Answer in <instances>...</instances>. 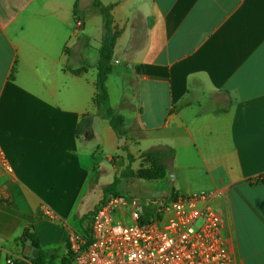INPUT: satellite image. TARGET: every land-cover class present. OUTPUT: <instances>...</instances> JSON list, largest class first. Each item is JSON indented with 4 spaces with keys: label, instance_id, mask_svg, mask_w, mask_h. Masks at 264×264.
<instances>
[{
    "label": "crops",
    "instance_id": "crops-1",
    "mask_svg": "<svg viewBox=\"0 0 264 264\" xmlns=\"http://www.w3.org/2000/svg\"><path fill=\"white\" fill-rule=\"evenodd\" d=\"M95 1L120 32L107 88L123 136L94 103ZM0 147L4 260L30 232L73 264L69 234L114 181L105 161L137 171L162 149V197L215 194L233 264H264V0H0Z\"/></svg>",
    "mask_w": 264,
    "mask_h": 264
},
{
    "label": "built area",
    "instance_id": "built-area-1",
    "mask_svg": "<svg viewBox=\"0 0 264 264\" xmlns=\"http://www.w3.org/2000/svg\"><path fill=\"white\" fill-rule=\"evenodd\" d=\"M0 165L11 169L1 147ZM222 233L215 194L176 193L147 204L109 195L68 244L73 264H233Z\"/></svg>",
    "mask_w": 264,
    "mask_h": 264
},
{
    "label": "trees",
    "instance_id": "trees-1",
    "mask_svg": "<svg viewBox=\"0 0 264 264\" xmlns=\"http://www.w3.org/2000/svg\"><path fill=\"white\" fill-rule=\"evenodd\" d=\"M93 8L101 14L103 19V26H104V36H103L102 46L100 48V59L97 66V78H96L97 94L94 103L96 105L98 114L109 121L110 126L112 127L114 132L123 136L125 135V132L122 127L123 125L122 119L109 105V94L107 88L108 77L113 71L112 61L114 57V50L120 36V32L115 25L114 18L112 15L114 6H104L99 1H95L93 3ZM74 14L77 21L83 22L82 17L80 16L79 13L78 1H76L74 5ZM91 123L92 120L90 118L83 119L82 123L80 124L79 133L81 134V132L84 131L85 129H90ZM155 154H152L151 152H147L143 156L154 157ZM124 175L136 176L137 178L145 181H157L158 179L162 180L165 177L166 171L164 170L158 175L156 172L153 171V168L142 169L138 172H135L131 169V167H129ZM119 185H120V180L115 179L111 185L104 187L103 199L95 209V212L104 203V201L109 195L117 196L116 191L118 190ZM175 194L176 193L171 192L169 197L174 198ZM147 220H148V216L145 219H143L144 222H146ZM25 236L27 239L31 241V246L34 249L40 250L39 242L36 236L28 235V234ZM53 252L56 253L57 251L56 250H53L52 252L40 251L39 255L37 256L38 258H35L32 261V264H53V261L56 258ZM47 256H49L48 257L49 259H47ZM1 260H2V253L0 252V264H1Z\"/></svg>",
    "mask_w": 264,
    "mask_h": 264
},
{
    "label": "rangeland",
    "instance_id": "rangeland-1",
    "mask_svg": "<svg viewBox=\"0 0 264 264\" xmlns=\"http://www.w3.org/2000/svg\"><path fill=\"white\" fill-rule=\"evenodd\" d=\"M148 152H151L152 154H155L154 157L152 156H143L145 153H143L142 155L139 156V158L144 159L140 161V166L137 171L138 172L142 169H144V166L147 165L149 163L150 167L149 168H153V171L156 172L158 175L162 172V171H166L167 167L169 166V154L162 149H155V150H150ZM129 162H133L131 159ZM121 163L118 161H113L110 160L109 162L105 161V166L111 170V177L112 179H119L120 180V185L118 190L116 191L117 197H121V198H127V199H136L139 202H141L142 204H147L149 201L152 200H160V199H165L166 197H162V189H164L163 185H164V181L161 180H157V181H145L142 179L137 178L136 176H130V175H124L126 170L130 167H126L122 172H121ZM117 169L116 171L115 168ZM164 169V170H163ZM134 171V170H133ZM117 177V178H116ZM103 199V197H102ZM99 205V203L85 216H82L80 218V223H79V229H82V224L91 219L93 214L95 213V209L97 208V206ZM32 235V233L30 232H26L25 235ZM22 246V251H20L18 249L16 256L17 259H13L14 263L13 264H32V261L35 259L33 257L34 254V248L31 246V242L29 239L26 238L25 243H21L19 244V248ZM28 247V248H27ZM27 248V249H26ZM69 250V247H68ZM70 254V252H69ZM58 258H61L59 260V264H67V258L66 255H62L59 254L57 256ZM38 258V257H37ZM1 264H7V259H3L1 260Z\"/></svg>",
    "mask_w": 264,
    "mask_h": 264
},
{
    "label": "water",
    "instance_id": "water-1",
    "mask_svg": "<svg viewBox=\"0 0 264 264\" xmlns=\"http://www.w3.org/2000/svg\"><path fill=\"white\" fill-rule=\"evenodd\" d=\"M125 140H126V138H125V137H121V142H120L119 146H123V145H124V143H125ZM38 252H39V250H38V249H36V250H35V253L37 254ZM33 257H34V258H36L37 256H36V255H34Z\"/></svg>",
    "mask_w": 264,
    "mask_h": 264
}]
</instances>
